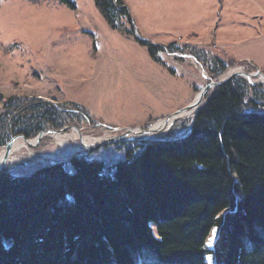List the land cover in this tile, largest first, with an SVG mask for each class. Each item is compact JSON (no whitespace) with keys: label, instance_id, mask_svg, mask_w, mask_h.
Segmentation results:
<instances>
[{"label":"trees","instance_id":"16d2710c","mask_svg":"<svg viewBox=\"0 0 264 264\" xmlns=\"http://www.w3.org/2000/svg\"><path fill=\"white\" fill-rule=\"evenodd\" d=\"M94 1L112 27L128 15L124 0ZM140 42L153 57L161 49ZM209 63L214 79L227 67ZM262 86L228 80L185 133L125 143L108 164L75 155L27 173L4 167L0 264H206L208 254L215 264H264ZM16 108L8 101L9 117L0 114V147L15 135L34 137L57 115L36 101L21 118Z\"/></svg>","mask_w":264,"mask_h":264},{"label":"rangeland","instance_id":"374dc122","mask_svg":"<svg viewBox=\"0 0 264 264\" xmlns=\"http://www.w3.org/2000/svg\"><path fill=\"white\" fill-rule=\"evenodd\" d=\"M70 1L74 8L58 0H0V114L9 117L8 101L20 118L29 115L23 106L33 101L57 114L44 118L48 122L36 132L52 130L50 136L20 148L13 153L17 159L6 163L19 173L75 155L108 164L121 157L125 143L144 140L127 135L85 149L74 128L87 141L148 130L192 104L208 82L230 70L251 73L255 65L264 74V0H124L128 15L116 17L115 27L94 0ZM140 41L161 49L153 57ZM213 58L227 65L215 79L208 72ZM251 82L263 85L256 77ZM215 88L174 116L156 139L185 133ZM55 132L74 137L61 143ZM216 232L213 228L206 238L208 251ZM206 264H215L210 254Z\"/></svg>","mask_w":264,"mask_h":264},{"label":"water","instance_id":"95a60500","mask_svg":"<svg viewBox=\"0 0 264 264\" xmlns=\"http://www.w3.org/2000/svg\"><path fill=\"white\" fill-rule=\"evenodd\" d=\"M253 68V72L251 73H247V72H243V71H233L231 72L229 75H227L226 77H224L221 80L218 81H210L208 82L198 93H197V97L196 100L190 104L187 107H184L183 109H180L179 111H177L175 114L171 115L168 118H165L163 121L166 123L168 122L170 119L171 121L175 118L174 116H176L177 114H181L184 113L185 111H187L188 109L193 108L198 101L200 100V98L205 94V92L209 89V88H214V87H218L222 84H224L225 82H227L228 80L232 79L233 77H242L244 78L246 81H248L251 85H254L251 82V79L253 77L258 78V84H263L264 85V74L258 69V67H256L255 65L252 66ZM77 132L78 135V139L80 141V144L82 147H85V144L82 142L81 140V134H80V130L77 128H74ZM52 132V130H47V131H41L39 132L36 137L34 138V143L30 144V146H35L38 141L40 140V138L42 137V135L45 134H50ZM127 135H138L141 136V140H154L156 139V137H158L159 132L158 131H151V129L148 130H143V129H127L122 135L116 136V137H111V138H107V139H102L100 141H98L95 145H93L92 147H90L89 149H93L99 146H103L105 144L111 143V142H117L119 140H124L125 137ZM20 138L21 140H23L24 142H28L30 139L24 137L23 135H15L13 137H11L8 142L2 146V149L4 150V157L2 158L1 162H0V171L4 168L5 164H6V159H7V153L9 151L10 146L13 144V142Z\"/></svg>","mask_w":264,"mask_h":264},{"label":"bare ground","instance_id":"6f19581e","mask_svg":"<svg viewBox=\"0 0 264 264\" xmlns=\"http://www.w3.org/2000/svg\"><path fill=\"white\" fill-rule=\"evenodd\" d=\"M233 71H234V69L226 72L224 75H229ZM170 123H171V119L168 122H166V123L163 120L162 121H157L152 126L151 131H158V132L164 131L165 129H167L169 127ZM135 130H138V129H135ZM50 135L51 134H49V136ZM52 136L58 142H61V143H63L66 140L71 139V138L74 137L73 134H71V135L61 134V132H55L54 134H52ZM137 137L141 138V136H137ZM108 138H111V137H108ZM81 140L85 144L84 148L86 149L87 147H91V146L95 145L98 141H100L102 139L98 138V139H91L90 141H87L88 139L86 140L84 137H81ZM33 143H34V140H29L28 142H24L23 140L21 141L19 139L15 140L13 142V144L10 146L9 151L7 153L8 155H7L6 163L13 162V161H15L17 159V157H15L16 155L14 156V154H15L14 152L20 150V148H22V147L23 148H27L28 146H30V144H33ZM68 147H69V149H72L73 151H80V150L84 149V148H81V146H79L80 148H74L73 146H70V145ZM11 154H13V156H11ZM3 157H4V150H2L0 152V162H1ZM5 166H6V164H5Z\"/></svg>","mask_w":264,"mask_h":264}]
</instances>
